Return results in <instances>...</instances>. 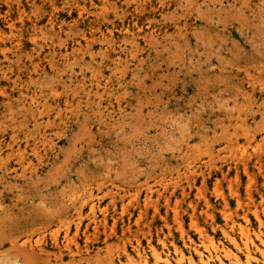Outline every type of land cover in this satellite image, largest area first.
<instances>
[{
    "label": "rangeland",
    "instance_id": "obj_1",
    "mask_svg": "<svg viewBox=\"0 0 264 264\" xmlns=\"http://www.w3.org/2000/svg\"><path fill=\"white\" fill-rule=\"evenodd\" d=\"M0 31V264L197 242L190 218L221 241L224 206L257 232L264 0H0ZM62 225L75 263L36 248Z\"/></svg>",
    "mask_w": 264,
    "mask_h": 264
},
{
    "label": "bare ground",
    "instance_id": "obj_2",
    "mask_svg": "<svg viewBox=\"0 0 264 264\" xmlns=\"http://www.w3.org/2000/svg\"><path fill=\"white\" fill-rule=\"evenodd\" d=\"M1 36L2 32L0 31V37ZM84 39L87 42V39ZM2 52L4 53L5 51ZM29 56L33 57L34 60L39 58L38 53H33ZM20 159H22V156H20ZM134 196L136 195L134 194ZM84 208H86V211L83 210ZM124 208L126 209V207H123L122 212H124ZM95 210L96 205L94 204L92 196H88L83 201L81 208L76 212V218L73 220L75 224V232L78 233L82 231L86 242L84 245V249H86L85 256H83V258H80L81 255L78 256L80 258L78 261L80 262L83 259H89L90 256V253L88 252V250L92 247L89 246L90 237L88 236L90 226H93V233L95 235L98 233L99 222L96 217ZM229 211L230 209L227 210L225 206L220 210L224 226L229 227V232L225 231L224 228L219 227V231L222 235L221 241L216 240L213 236L207 235L194 223L193 219L190 218L191 226L198 234L197 242H194L190 237H188L180 225V245L174 242L167 245L165 239H159L157 247H153L151 244H149L147 248H142L139 245H136V247L132 250V253L128 254L126 252L123 256L116 255L117 253L115 252H110L108 250L102 251L97 248L99 250L94 252L93 261L97 262V264H264V221L258 218L259 213L264 215V204H261L260 206L252 205L249 207V214L255 216L258 228L257 232L254 231L253 233L241 224H235V221L232 219ZM207 216H209L212 220L211 215L207 214ZM241 217H243L244 221L247 220L246 215ZM84 218L85 221H83ZM235 229L238 230V234L235 233ZM68 230L69 227L64 228V236L62 239L60 237V230H53L50 234L51 242L47 246L43 247V245H39L41 243L38 244L39 241H37V244L39 245L36 246L38 253L42 256L44 255L43 257H52L54 260H58L63 254L69 252L72 254L73 258L71 261L75 263V258L77 256L71 249V244L74 242V238L69 236ZM38 240L40 239L38 238ZM29 249H32V247ZM32 252H34L33 249Z\"/></svg>",
    "mask_w": 264,
    "mask_h": 264
}]
</instances>
